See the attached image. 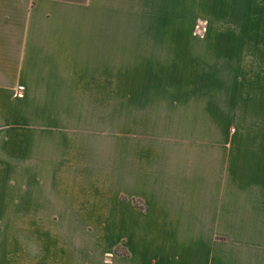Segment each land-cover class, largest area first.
I'll return each instance as SVG.
<instances>
[{
  "label": "rangeland",
  "instance_id": "374dc122",
  "mask_svg": "<svg viewBox=\"0 0 264 264\" xmlns=\"http://www.w3.org/2000/svg\"><path fill=\"white\" fill-rule=\"evenodd\" d=\"M58 1L38 13L0 10L14 37L28 35L32 67L30 83L0 101V211L93 214L75 224L118 261L127 254L122 214L104 211L116 196L98 198V185L112 182L122 213L113 174L122 179V154L136 137L236 131L233 68L257 78L249 99L253 115L264 114V0ZM182 99L206 106L188 119L198 109L165 105ZM93 194L99 200L85 210Z\"/></svg>",
  "mask_w": 264,
  "mask_h": 264
},
{
  "label": "crops",
  "instance_id": "0c3cea01",
  "mask_svg": "<svg viewBox=\"0 0 264 264\" xmlns=\"http://www.w3.org/2000/svg\"><path fill=\"white\" fill-rule=\"evenodd\" d=\"M56 1L0 0V10L16 6L38 13ZM7 21H0V101L8 98L6 93L14 90L15 83H30L32 72L24 45L29 37H14L16 32ZM246 71H231L236 131L136 137L132 151L122 154V179L113 174L121 180L125 196L122 213L120 192L111 194L112 182L102 179L98 198L116 196L104 211L122 214L127 254L120 260L106 261L109 251L98 248L95 235L75 224L91 215L94 219L93 214L0 211V264H93L96 252L100 264H264V114L253 115L249 91L257 78L253 74L250 78L249 68ZM240 92L244 97H239ZM165 105L198 109L186 115L190 119L205 103L182 99ZM91 182L93 177H87L86 185ZM94 195L82 202L85 210L94 209L99 200ZM134 201L142 208L135 207ZM42 220L55 222L47 227L37 222ZM30 221H36L35 228ZM210 221L213 227L207 225Z\"/></svg>",
  "mask_w": 264,
  "mask_h": 264
},
{
  "label": "built area",
  "instance_id": "2783aa9c",
  "mask_svg": "<svg viewBox=\"0 0 264 264\" xmlns=\"http://www.w3.org/2000/svg\"><path fill=\"white\" fill-rule=\"evenodd\" d=\"M18 90H19L18 96H21L22 95L21 94V90H23V87L22 86H19Z\"/></svg>",
  "mask_w": 264,
  "mask_h": 264
}]
</instances>
